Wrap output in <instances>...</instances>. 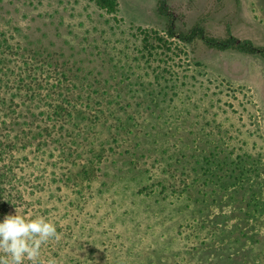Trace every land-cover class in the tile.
<instances>
[{
    "label": "rangeland",
    "instance_id": "374dc122",
    "mask_svg": "<svg viewBox=\"0 0 264 264\" xmlns=\"http://www.w3.org/2000/svg\"><path fill=\"white\" fill-rule=\"evenodd\" d=\"M114 1L117 12L108 14L92 0H0V34L33 56L53 87L69 95L87 87L105 99L99 110L109 117L107 125L93 128L92 142L83 148L105 149L104 168L111 175L92 182L79 178L84 191L102 190L103 201L97 198L82 212L90 221L87 233L73 230L67 255L81 264H186L194 254L203 263L264 264V60L166 37L167 19L157 14L156 0ZM167 3L177 15L178 33L198 22L211 36L225 37L228 26L232 35L264 47V0ZM60 76L66 77L61 86ZM90 109L95 113L93 104ZM157 136L167 137L164 142ZM189 136L200 156L193 174V167L183 168L176 179L191 194L186 201L162 205L157 195L131 197L135 187L118 182L116 170L127 157L117 153L133 151L134 137L147 148L163 142L175 152L182 141L189 144ZM138 158L134 164L151 168L157 157ZM80 161L59 164L57 173L65 176L56 175V196L66 193L64 185H74L69 175L80 171ZM161 169L144 179L162 180ZM106 189L115 191L109 196ZM125 198L122 208L110 203ZM29 200L22 208L26 218L56 203L40 193ZM111 210L116 212L109 219L105 212ZM59 213L39 216L53 223ZM197 223L203 232L196 242L179 236Z\"/></svg>",
    "mask_w": 264,
    "mask_h": 264
},
{
    "label": "trees",
    "instance_id": "16d2710c",
    "mask_svg": "<svg viewBox=\"0 0 264 264\" xmlns=\"http://www.w3.org/2000/svg\"><path fill=\"white\" fill-rule=\"evenodd\" d=\"M92 1L108 14L117 12V4L114 0ZM156 12L167 19L165 33L170 39H177L187 45L201 41L210 50L234 51L243 55L259 56L264 60L263 46H257L249 39H240L232 35L228 26L225 37L211 36L198 22L185 33H178L175 30L177 15L170 8L167 0H156ZM3 34H0V219L5 214H15V210L17 214L29 216L22 208L29 205L31 201L29 198L39 193L44 195L47 201L49 199L55 201L56 203L50 207L31 211L39 216L40 212L48 214L51 210L60 209V215L53 221L57 236L41 245L40 264H48L50 260H54L55 264H81L67 255L65 247L67 241H75L73 230L87 233L90 221L82 214L85 208L95 205L97 198L103 201L102 190L94 193L84 191L79 178L92 182L98 177L108 178L111 175V172L104 168L107 164L104 163L105 160L109 159L105 149L95 150L92 147L85 151L83 148L84 143L87 148L90 146L93 128L96 126L103 128L107 125L109 117L99 110L101 106L105 107L103 102L105 99L101 98L103 94L98 95V91L89 93L87 87L85 89L87 96L84 90H79L78 94L73 92L69 95L58 87H53L50 84V76L39 72L34 57H28L21 48H14L11 39ZM59 79L61 86L66 77L60 76ZM72 89L78 90L77 87ZM91 104L96 108L95 113L91 112ZM114 131L123 133L119 129ZM127 135L131 136V134ZM157 137L160 140L164 139L165 142L167 136ZM152 138L155 142L157 141L156 137ZM179 140L183 138L179 136ZM132 141L133 151L117 153L119 156H126L127 163L116 170L117 176L120 177L118 182H126L135 187L134 194L130 196L144 195L153 198L157 195L160 197L157 201L162 205L174 199L186 201L191 194L188 195L183 188L181 189L176 179L183 168L189 170L193 167L190 170L193 174L195 167H198L200 152L195 145L194 136L190 137V145L185 146L182 141L180 147L176 146L175 152L165 147L163 142L158 146L159 149L150 144V150L141 145L140 141L135 143V137ZM144 141L147 142L145 139ZM157 150H159L158 154ZM108 153L111 157L116 154L113 148L109 149ZM152 154L157 158L151 168H141L133 163V158L139 160L138 157H149ZM81 157L84 159L82 160ZM71 158L81 160L79 164L81 169L77 172L79 176L70 174L74 185L71 187L64 185L66 193L56 196L53 183L60 175L61 178L65 176V174L57 173L58 166L62 163L67 165ZM160 166L162 167L160 173L164 175L162 180H150V176L144 179L149 174H155L154 170L158 171ZM62 181L57 182L61 184ZM124 185L123 189H128ZM108 189H106L107 194L110 193L109 196H112L111 192L115 190ZM69 192L70 194H67ZM125 200L126 198L121 202L112 200L110 203L112 206L117 204V207L122 208L126 205ZM104 203L108 206L107 200H104ZM192 203L195 207L196 202ZM100 206L101 204H98V208ZM74 212L79 216L80 224L77 216H73ZM113 212L116 211L105 212L106 217L110 219ZM123 213L128 215V209H125ZM86 214L91 217L90 212L86 211ZM61 219H64L63 225L60 223ZM184 230L188 231L184 234L180 231L179 236L181 237L182 234V238L189 242H196L200 232H203L200 223H197L194 229L189 226ZM195 255L186 260V264H214L198 262ZM83 262L88 264L87 261ZM25 264H31V262L26 259Z\"/></svg>",
    "mask_w": 264,
    "mask_h": 264
},
{
    "label": "clouds",
    "instance_id": "9594fccd",
    "mask_svg": "<svg viewBox=\"0 0 264 264\" xmlns=\"http://www.w3.org/2000/svg\"><path fill=\"white\" fill-rule=\"evenodd\" d=\"M57 236L56 226L43 216L5 214L0 219V264H40L41 245ZM48 264H55L50 260Z\"/></svg>",
    "mask_w": 264,
    "mask_h": 264
}]
</instances>
